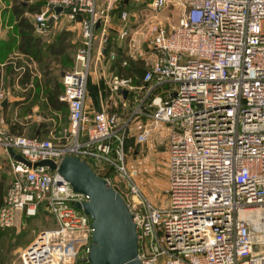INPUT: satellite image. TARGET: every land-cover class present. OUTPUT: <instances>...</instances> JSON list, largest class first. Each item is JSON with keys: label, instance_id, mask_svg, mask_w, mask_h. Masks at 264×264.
Segmentation results:
<instances>
[{"label": "built area", "instance_id": "built-area-1", "mask_svg": "<svg viewBox=\"0 0 264 264\" xmlns=\"http://www.w3.org/2000/svg\"><path fill=\"white\" fill-rule=\"evenodd\" d=\"M35 1L37 34L65 18L79 22L82 40L62 77L70 125L61 143L0 127V145L24 158L11 154L14 177L0 227L15 226L19 214L36 216L43 205L55 223L23 249L22 264H91L93 219L77 207L89 195L60 173L68 155L98 164L101 173L112 167L122 178L104 177L133 214L142 264H264V0H150L145 22L153 59L143 83L114 73L113 94L124 99V90L134 92L140 113L168 126L166 205L153 203L128 173L127 121L117 112L87 110L96 33L102 29L108 41L112 10L122 0ZM175 9L178 24L159 18ZM129 17L122 11L118 37L129 40L122 66L135 54ZM117 56L112 51L110 60ZM47 160L56 166L39 164Z\"/></svg>", "mask_w": 264, "mask_h": 264}, {"label": "rangeland", "instance_id": "rangeland-1", "mask_svg": "<svg viewBox=\"0 0 264 264\" xmlns=\"http://www.w3.org/2000/svg\"><path fill=\"white\" fill-rule=\"evenodd\" d=\"M19 1H22L26 6H30L32 4L30 0ZM0 3L3 23L9 25L10 27L15 25V18L13 17L11 11V4H13V1L0 0ZM139 9L142 10L143 13H146L148 11V0L140 1ZM116 11L117 8L112 10V12ZM118 11L116 13H119ZM160 18L168 23L169 26L176 25L180 21V13L177 9H175L172 13L167 10L161 14ZM73 23L75 22H70L63 18L54 23L48 34L43 36V49L46 50L44 52L43 62H37L36 58H29L25 55L18 54L13 59L16 62L18 69L10 68L6 72L23 73L29 68V70L32 69L38 74L39 72L42 73L43 75H41L42 77H40V79H43L46 73L47 80H62L61 71L63 69L65 71L70 69L73 65L74 58L70 55L60 58L53 57L50 52V46L53 44V41L57 39L59 33L58 31L71 27ZM147 26L148 25L145 24L143 32L138 33L141 36L140 46L144 49V52H148V50H150ZM112 30L109 29L108 34L110 36L108 41L105 43L102 39L103 30L99 29L96 33L94 56L88 81V100H90L94 105L98 103L103 105L104 102V105L109 106L106 110L110 108L112 103L110 95L113 94V92L110 90V85L114 81L113 72L115 70V68H113L112 61L110 60V54L112 51H117V54L120 55V45L122 44V47L124 48L123 43L116 40L117 37L113 34ZM111 35H114L115 38H111ZM81 40L82 37L76 44L75 52ZM106 47L108 48V52H105L102 49L105 48L106 50ZM137 51L139 52L140 48H136V52ZM35 61L36 64L34 63ZM36 79L40 80L38 77L34 78V80ZM16 91H18V89L12 87L10 89L11 95ZM19 91L22 95L28 94L27 89L23 86L19 88ZM37 92H39V89H37ZM145 94V92L142 94V98ZM113 95L118 97L119 100L118 114L122 120L127 121L125 126V147L126 168L128 173L153 203L157 205H166L169 201L167 196L168 126L162 123H153L149 120L146 121V119L142 116L137 117V115H140L138 114L139 104H132L131 101H128L127 105L124 106L121 103L122 97H119L116 94ZM121 106L123 108H127V110L122 109ZM3 115L4 122L2 125L4 128H2V130L4 134L7 132L10 133L8 123L12 122L11 114L9 112H5ZM34 117L37 118V121H35L34 124L39 123L40 125H31L25 135H37V132L34 133L33 130L35 131L36 127L39 129L41 123L47 120L56 125V129H53V131L57 134L55 141L56 144H60V138L62 137L63 130L68 128L70 125V120L66 116L65 110L58 113H50L47 108L40 107L36 114H32L31 112L28 113L26 110L20 112L17 119L18 122L22 121L26 123L27 121H32ZM60 122L62 123L60 124ZM111 175L114 178H119L120 181L123 182L122 178L115 172ZM26 218L25 216H23V218L20 216L15 226L6 230L0 229V264H21V252L23 249L37 237L41 230L53 228L55 225L54 221L46 213H41L38 217L31 218L28 223H26Z\"/></svg>", "mask_w": 264, "mask_h": 264}, {"label": "crops", "instance_id": "crops-1", "mask_svg": "<svg viewBox=\"0 0 264 264\" xmlns=\"http://www.w3.org/2000/svg\"><path fill=\"white\" fill-rule=\"evenodd\" d=\"M30 1L32 4L37 2L35 0H30ZM140 1H143V0H131L127 4V7H125L124 10H126L130 13L128 28L130 30V33H131L133 39H135V42H133V47H132L134 50V53H135L133 58L134 59H137V58L144 59L146 61V64H148L153 59V53L150 52V50H148V52L147 51L144 52V49H142V47L140 46L141 36L138 33L143 32V27L146 24V22H145L146 17L151 15V12L149 9L150 0H148V11L146 13H143V11L139 9ZM0 5H1V3H0ZM11 6H12V4H11ZM35 13L36 12H34V13L29 12V11L26 12V16L30 19V21L32 22L34 27H35V17H34ZM120 15H121L120 12L119 13L112 12L110 29L111 30L113 29L112 32L118 38V41L123 43L124 51L126 52V57H127V52L129 50V42H128L129 40L127 39V40L121 41V39H119V37H118V30L122 24V22L120 20ZM160 17H161V15L159 16V18ZM161 20H163V19H161ZM11 27H12V30H11ZM11 27L9 25L3 23L2 11L0 8V93L2 92L5 94V97L3 99H0V127L4 128V126L2 125V123L4 122V118H3L4 115L3 114L5 112H9L11 114V117H12V122L8 123L9 132L11 134H21L19 132H22V134L25 135V133L29 130L31 125H40V124L39 123L34 124V122L37 121V118H35V117H34V119H32V121H27L26 123L22 122L20 120H19L20 122H18L17 116L20 112H23L24 110H26L28 113L31 112L32 114H36L37 111L40 109V107L47 108L50 113H58V112H62L64 110L52 109L48 104L47 88L50 85L48 82L46 83V81H48L46 73L44 75L45 77L43 79H40V77H42L41 75H43V74L40 72L38 74L37 72H34L32 69L29 70V68L27 70L28 73H26L27 71L23 72V73H18V72L17 73H10V72L8 73V72H6L10 68L18 69L16 62L13 60L15 58V56H17L18 54L25 55L29 58H36L37 62H43L44 52L46 51L45 49H43L44 48V44H43V39H44L43 36L44 35L37 34L35 32V29H34L35 36H38L42 41L40 52H34L31 54H27V53L21 51L18 48V44L21 40L19 29L15 25H13ZM58 32L59 33H58L57 39L55 41H53V44L55 43L54 49L56 51L54 52V54L51 53V55L53 57H56V58L65 57L67 55H70L71 57L75 58V54L77 52V50L75 52L76 44L78 43V41L82 37L81 27H80L79 22H75L71 25V27H67L65 30L61 29ZM60 37H62L63 41H65V43L67 44V49L64 52V54H57L58 42L60 40ZM113 37H114V35H113ZM120 46H122V44ZM78 47H79V45H78ZM78 47H77V49H78ZM136 48L137 49L140 48L141 52L137 51L138 52L137 53ZM103 51H105V48L103 49ZM146 58H147V60H146ZM34 63L36 64V61ZM70 69H71V67H70ZM115 71L116 70H114L113 73H115ZM64 72H65V70L63 69L61 71L62 77H63ZM35 77H38L40 80H37V79L34 80ZM131 77L136 81L140 80V79L142 80L143 74H142V76L134 75ZM38 81L40 83L39 85H38ZM60 82L62 84V80H60ZM21 86H23L27 89V91H28L27 95H22V93H20L19 88ZM12 87L18 89V91L14 92V94L11 95L10 89ZM45 88H46V91H45ZM37 89H39V92H37ZM62 94H61V96H62ZM61 96H60V99H61ZM110 100L112 103L110 105V108L106 110V108L109 106L104 105V102H103V105L105 107L99 103L94 105V104H92V102L90 100H88V97H87V110L90 114H93V112H95V111H101V110H105V111H109V112H117V110H119L118 97L111 94ZM128 101H129V99H128V94H127V96L121 100V103L124 106H126ZM139 105H140V103H139ZM139 105H138V108H139ZM121 108L127 110V108H123L122 106H121ZM65 112H66V116L69 118V108L68 107H67V109H65ZM138 114H140V115H137V117L142 116L144 119H146V121L149 120V118L145 114H141L140 111L138 112ZM61 123L62 122H60V124ZM10 124L15 125V130L11 131ZM53 129H56V125L53 122H49L46 120L43 123H41V126L39 129H38V127H36L35 131L33 130L34 133L37 132V135H34V136H41L43 138H49L51 136H57V134L53 131ZM10 159H11L10 151L8 152L7 150H5V148L3 146L0 145V182L1 181L3 182V187H2L3 196H5L8 188H9V186L13 180V177H14L13 172H12V168H11ZM20 216L23 218V214H19V218H20Z\"/></svg>", "mask_w": 264, "mask_h": 264}, {"label": "water", "instance_id": "water-1", "mask_svg": "<svg viewBox=\"0 0 264 264\" xmlns=\"http://www.w3.org/2000/svg\"><path fill=\"white\" fill-rule=\"evenodd\" d=\"M62 10L61 6L56 8L58 13ZM123 94L126 97L128 90H124ZM10 153L24 160L12 148ZM39 164H49L53 168L56 166L49 160ZM59 171L70 181L75 191L89 195V201L77 203V207L93 219L95 230L89 252L90 263L142 264L138 258V234L133 214L120 192L78 156H66Z\"/></svg>", "mask_w": 264, "mask_h": 264}, {"label": "trees", "instance_id": "trees-1", "mask_svg": "<svg viewBox=\"0 0 264 264\" xmlns=\"http://www.w3.org/2000/svg\"><path fill=\"white\" fill-rule=\"evenodd\" d=\"M11 1H13V4L11 6L12 15L15 18L14 19L16 22L15 26H17V28L19 29L20 38H21V40L18 44V48L27 54H31L34 52H40L42 41L38 36H35V34H34L35 28H34L32 22L30 21V19L26 16V12L29 11V12L34 13V12L39 11L40 7H41V3L37 1L34 4H31L30 6H26L22 1H19V0H11ZM130 1L131 0L126 2L125 0H122L116 6L117 11L119 10L118 12L122 13V11L125 9V7H127V4ZM79 19H80V17H78V20ZM111 38L114 39L113 35H111ZM116 40L118 41V38ZM50 47H51V50H50L51 53L54 54V52L56 51L54 49L55 43L52 44ZM66 49H67V44L65 43V41H63V38L60 37V40L58 42L57 54H64ZM120 49H121V54L117 56V59L115 61H112L113 68H115V70H116L115 74H118L121 77H131L134 75L142 76V74L144 76L146 69H147L146 61L144 59H141V58L134 59V58L128 57L129 64L127 66H122V60L124 58H126V52L124 51V48L122 46H120ZM105 52H108L107 47H106ZM74 62L75 61H73V65H72L71 69L74 67ZM26 73H28V71ZM47 82L50 84V86L47 88V101H48L49 106L52 109H57V110H65V109H67V107L69 108L67 102L60 99L61 94L64 92L63 81H62V84H61L60 80H54V79H53V81L48 80V81H46V83ZM134 83L136 85H141L143 83V79L142 80L140 79L137 81L134 80ZM39 84L40 83L38 82V85ZM128 99H129V101L132 102V104L138 105L140 103V100H138L136 98L135 93H133L132 91L128 92ZM10 127H11V131L15 130L14 124H10ZM19 133L22 134V132H19ZM39 137H41V136H39ZM89 163L92 166V168L96 171V173L99 174L100 176H102L103 178L106 177L107 175L113 174V172H114V169L112 167H107L104 169L105 172L100 173L97 169L98 164L90 162V161H89ZM2 187H3V182L1 181L0 182V205L2 204L3 198H4L3 192H2ZM41 213L48 214L45 205L40 207L38 214L34 217H38ZM31 218H33V217H27L26 223H28ZM0 229L6 230V229H10V228L4 229V228L0 227ZM21 264H22V262H21Z\"/></svg>", "mask_w": 264, "mask_h": 264}]
</instances>
